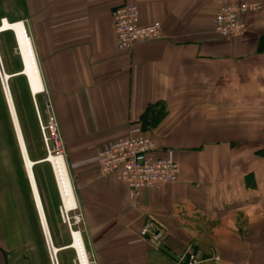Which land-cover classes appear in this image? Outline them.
<instances>
[{
	"label": "crops",
	"instance_id": "1",
	"mask_svg": "<svg viewBox=\"0 0 264 264\" xmlns=\"http://www.w3.org/2000/svg\"><path fill=\"white\" fill-rule=\"evenodd\" d=\"M241 1L262 9L242 17L238 38L217 37L219 7ZM130 3L161 37L119 50L111 11ZM0 18L27 23L97 264L188 253L197 264H264V0H0ZM144 134L179 177L134 197L96 155ZM35 145L26 153L53 247L73 264L53 169ZM31 190L19 144H0V264H50ZM146 222L163 231L157 247L139 235Z\"/></svg>",
	"mask_w": 264,
	"mask_h": 264
},
{
	"label": "built area",
	"instance_id": "2",
	"mask_svg": "<svg viewBox=\"0 0 264 264\" xmlns=\"http://www.w3.org/2000/svg\"><path fill=\"white\" fill-rule=\"evenodd\" d=\"M262 9L259 1H241L238 3L222 4L217 10L212 25V32L219 38L231 40L238 38L243 31L242 16L256 13ZM5 18H0V23ZM6 20V19H5ZM111 20L116 35V46L119 50H128L135 45L161 37V23L154 21L148 24L140 22L138 7L134 3L115 7L111 11ZM24 23V21H22ZM1 72H4L0 56V81ZM3 88V85H2ZM4 89V88H3ZM40 132L45 147L46 159L49 155L59 156L64 159L63 143L58 120L47 93L44 94V116L35 104ZM96 164L103 175L117 173L119 178L129 187L135 197L143 188H158L163 184L175 182L179 177V166L170 157H156L154 143L148 135H136L118 138L102 147L96 155ZM43 238L48 251L50 264H59L58 255L53 250V242L36 206ZM61 223L69 232L70 243L75 258L73 264H97L93 253L86 249L83 239V216L74 207H65L62 203L58 206ZM44 218V215H43ZM46 224V223H45ZM78 235L77 241L74 234ZM139 235L146 238L150 244L159 246L163 239V231L154 228L151 223H144L139 230ZM76 243L79 250L74 246ZM82 252V253H81ZM196 257L189 253L188 261L175 264H197Z\"/></svg>",
	"mask_w": 264,
	"mask_h": 264
},
{
	"label": "bare ground",
	"instance_id": "3",
	"mask_svg": "<svg viewBox=\"0 0 264 264\" xmlns=\"http://www.w3.org/2000/svg\"><path fill=\"white\" fill-rule=\"evenodd\" d=\"M25 26L26 25H24V23L21 20L9 21L7 19L6 20L4 19L3 22L0 23V33L6 32V31H9L12 33L14 37V41H15L16 51L20 59L21 69H24L23 73L22 72L9 73V72H6L4 69V72H1V80H2V85L4 88L3 95L5 98V101L7 97L6 105H7L8 112L11 118L13 129H14L16 143L19 144V147L21 149L24 166H25V169L30 179L31 189H32L31 191L33 193V200H34L35 206H37L38 211L40 213L44 229L47 232L48 227H47L45 217L43 218V215H44L43 207H42L38 192L36 190V186H35V182H34L33 174H32V170H33L32 167H33L34 162L27 157L25 140L22 134L19 119L16 113L17 111L15 109L12 92H11L10 85H9V81L11 78L20 75L25 78L30 96L33 95L36 98L38 94H40L41 92H44V85L42 82L40 70L37 64V60L35 57V53H34L30 38L28 34H26L27 32H26ZM44 160L49 162L53 169L52 172L54 173V176H55V181H56V184L59 190V197H60L61 203L67 208L74 207V205H76L74 189H73L72 180H71L65 159L51 154L48 156L47 159H44ZM74 239L76 241L78 239V235L76 233L74 234ZM73 244L79 250L80 246H77L76 243H73ZM53 250L58 252V248H56L55 246L53 247Z\"/></svg>",
	"mask_w": 264,
	"mask_h": 264
},
{
	"label": "rangeland",
	"instance_id": "4",
	"mask_svg": "<svg viewBox=\"0 0 264 264\" xmlns=\"http://www.w3.org/2000/svg\"><path fill=\"white\" fill-rule=\"evenodd\" d=\"M9 21H16V20H9ZM25 25H27V23H25ZM26 28L27 31L29 32L28 27ZM0 56L3 64V69H5L6 72L16 73L21 69V63L18 53L16 51L14 37L12 33L9 31L0 33ZM9 85L12 92L14 104L18 112L19 120L22 123L26 133L27 144H34V145L39 144L40 148L39 149L37 147L36 148L40 151L41 147H43L46 157L45 143L42 134L40 132L38 119L34 111L33 100L27 88L25 78L23 76H15L10 79ZM42 102L43 101L40 98V94H38L36 96V103L38 105L40 114L43 119L44 104ZM0 144H17L11 118L3 95L1 81H0ZM60 204L61 201L59 198L58 205ZM62 226L63 228L65 227L64 225ZM58 258H60V256H58Z\"/></svg>",
	"mask_w": 264,
	"mask_h": 264
},
{
	"label": "trees",
	"instance_id": "5",
	"mask_svg": "<svg viewBox=\"0 0 264 264\" xmlns=\"http://www.w3.org/2000/svg\"><path fill=\"white\" fill-rule=\"evenodd\" d=\"M15 109H16V106H15ZM16 111H17V109H16ZM16 113H17V116H18V112H16ZM18 119H19V116H18ZM19 123H20V127H21V130H22V134H23L24 140H25V144H27V142H26V133H25L24 127H23L22 123L20 122V120H19Z\"/></svg>",
	"mask_w": 264,
	"mask_h": 264
},
{
	"label": "water",
	"instance_id": "6",
	"mask_svg": "<svg viewBox=\"0 0 264 264\" xmlns=\"http://www.w3.org/2000/svg\"><path fill=\"white\" fill-rule=\"evenodd\" d=\"M19 72H22V73H23V72H24V69H21ZM27 79H28V78H27Z\"/></svg>",
	"mask_w": 264,
	"mask_h": 264
}]
</instances>
